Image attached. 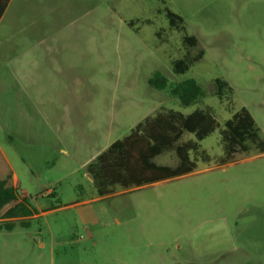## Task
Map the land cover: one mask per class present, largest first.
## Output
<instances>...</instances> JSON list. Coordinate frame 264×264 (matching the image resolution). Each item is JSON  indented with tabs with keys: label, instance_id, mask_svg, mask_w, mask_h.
Masks as SVG:
<instances>
[{
	"label": "rangeland",
	"instance_id": "1",
	"mask_svg": "<svg viewBox=\"0 0 264 264\" xmlns=\"http://www.w3.org/2000/svg\"><path fill=\"white\" fill-rule=\"evenodd\" d=\"M155 73L165 88L149 84ZM188 78L204 95L182 106L170 88ZM215 78L231 86L221 98ZM205 106L220 125L244 106L264 139V0H9L0 146L32 211L0 220V264H264V151L222 163L217 128L188 175L99 195L86 172L145 116ZM155 161L174 164V154Z\"/></svg>",
	"mask_w": 264,
	"mask_h": 264
},
{
	"label": "trees",
	"instance_id": "2",
	"mask_svg": "<svg viewBox=\"0 0 264 264\" xmlns=\"http://www.w3.org/2000/svg\"><path fill=\"white\" fill-rule=\"evenodd\" d=\"M9 0H0V18ZM171 26L183 29V19L176 13L166 11ZM187 47L198 43L193 35H183ZM203 50L189 58L188 52L182 58L173 60V72L183 73L199 60ZM157 89L165 88L167 80L159 73L149 79ZM213 93L219 98L231 91V86L221 78L212 82ZM170 95L178 98L182 106L196 103L204 95L201 86L192 78L177 82L170 88ZM219 128L223 149L222 163L231 161L236 153H246L252 147L264 151V139L260 136L251 113L244 107L234 111L222 125L216 120L209 106L197 107L184 114L181 111L159 109L152 115L139 120L123 138L111 142L86 166V172L99 195L112 192L115 186L123 189L137 188L171 180L192 173L198 159L207 161L209 155L200 149V141ZM185 132L194 139L182 140ZM173 152L174 164L159 163L155 157ZM190 153H193L191 156ZM32 209L25 197L17 191V181L5 160L0 155V219L9 220L30 215ZM10 229L11 223L5 225Z\"/></svg>",
	"mask_w": 264,
	"mask_h": 264
},
{
	"label": "crops",
	"instance_id": "3",
	"mask_svg": "<svg viewBox=\"0 0 264 264\" xmlns=\"http://www.w3.org/2000/svg\"><path fill=\"white\" fill-rule=\"evenodd\" d=\"M102 151V150H101ZM100 151V152H101ZM0 155L2 156V158L5 160L7 166L9 167L11 173H12V177H13V180L15 181H18V176L13 168V165L11 164V162L9 161V159L7 158L6 154L3 152V150L1 149V146H0ZM188 175V174H187ZM1 220V219H0Z\"/></svg>",
	"mask_w": 264,
	"mask_h": 264
},
{
	"label": "water",
	"instance_id": "4",
	"mask_svg": "<svg viewBox=\"0 0 264 264\" xmlns=\"http://www.w3.org/2000/svg\"><path fill=\"white\" fill-rule=\"evenodd\" d=\"M91 178V177H90Z\"/></svg>",
	"mask_w": 264,
	"mask_h": 264
}]
</instances>
